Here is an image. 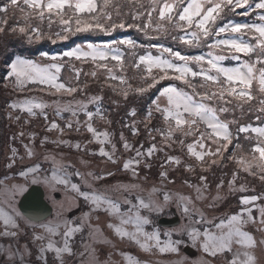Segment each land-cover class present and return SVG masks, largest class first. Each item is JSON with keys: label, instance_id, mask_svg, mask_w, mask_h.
I'll list each match as a JSON object with an SVG mask.
<instances>
[{"label": "snow or ice", "instance_id": "obj_1", "mask_svg": "<svg viewBox=\"0 0 264 264\" xmlns=\"http://www.w3.org/2000/svg\"><path fill=\"white\" fill-rule=\"evenodd\" d=\"M126 30L149 43L112 39L59 55L41 52L40 60L7 57L3 87L17 94L7 119L31 125L42 118L45 125L43 135L21 127L7 149L0 264H33L34 254L36 264H114L113 252L122 264H264V0L0 3V35L28 45ZM162 81L170 83L157 88ZM105 89L117 107L130 96L158 95L143 119L135 107L126 112L130 122L122 127L130 136L121 131L117 139L102 107ZM177 148L179 155L169 151ZM117 172L128 180H116ZM34 188L51 201V218L39 199L20 210ZM233 199L235 207L221 211ZM173 207L180 222L160 228L157 219ZM106 231L144 258L116 249ZM104 246L111 247L102 258ZM188 247L199 255L190 257Z\"/></svg>", "mask_w": 264, "mask_h": 264}, {"label": "rangeland", "instance_id": "obj_2", "mask_svg": "<svg viewBox=\"0 0 264 264\" xmlns=\"http://www.w3.org/2000/svg\"><path fill=\"white\" fill-rule=\"evenodd\" d=\"M3 0H0V3H2ZM236 20H248L250 18H242V17H234ZM123 38H132L135 39L138 43H149V41L145 40V38L142 36V34L135 32L134 30H126V31H119L116 33H113L112 36H105L103 34H78L76 36L70 37L67 41H62V42H57L56 44H52L50 41H42L39 44H34V45H28L26 42L8 35V36H3L0 35V174H2L5 169L3 167L4 161L6 158V154L10 155V153L7 151L8 147L10 145H13L12 141V136L14 133H18L21 130V127H23L26 131H36L43 135V127L45 125V122L43 119H37L32 122L31 125H22V124H17L10 122L7 119V111H8V103L12 102L13 100L17 99V94L11 93L10 90H7L3 87L4 80L3 77L7 73V65L5 63L6 59L8 56H12V58L15 57V55H22L26 58L34 59V60H40L41 52H47L50 56L51 55H59L62 54L65 51H69L72 48L76 46H81V47H86L89 43L93 44H103L108 42L109 40L112 39H123ZM164 43L172 46L174 49L177 48L178 46L173 43L171 40H166ZM182 52H188L190 54H201V53H206L208 50L206 48L204 49H187V48H179ZM155 54V50H153ZM226 64H232L234 65L236 62H225ZM85 70H87V65L84 66ZM67 75V73H65ZM170 82L169 81H162L160 85H157V88L167 86ZM179 84V82H175ZM99 92V88L97 85L92 84L91 86V93L92 94H97ZM158 95V92L156 89L152 90V92L144 97V98H133L129 97V101L125 103H121L119 107H117L115 104L112 103V99H118L114 97L113 93L105 89L104 91V102H103V109L105 110L106 114L109 116L110 119L113 120V124L111 125L110 130L116 134V137L118 139L119 133L123 131L126 136H130L128 130L126 128L122 127V122H130V117L126 115L127 111H130L133 107L137 109V119H143L144 115L146 114V110L148 105L150 104L151 99H154L155 96ZM46 99H50L48 97H45ZM156 119L153 120V124H156L159 126V114H155ZM254 122V121H253ZM103 127V125H100ZM141 132H144L143 125H140ZM54 135V134H50ZM85 137L88 136L87 133L84 134ZM68 138H71L73 141L77 139H81V137L76 134V133H71ZM146 139L145 135H142L140 137V140L143 142ZM191 138H189V141ZM24 143H27V140H24ZM14 146H16L18 149H20L21 152H23V147L21 144V140L17 138V140L14 142ZM51 147V145H49ZM90 147L92 148H97L98 145H91ZM145 147H147V144H145ZM172 154L174 155H179V149L175 150H169ZM161 157V160L163 158V154H159ZM160 161H157L156 164H154V167L152 169L151 175L155 179L156 173L158 172V164ZM97 163H99V160H97ZM103 167V165H101ZM108 167L112 168L113 171H115V167L109 165ZM12 173H10L11 175ZM177 175V183H176V188L179 189L181 188V183L179 179V173ZM221 173L217 171L216 176L219 177ZM210 180L213 179L211 174H209ZM116 180H122V181H127L128 177L125 176L123 173L117 172ZM116 180H110V183H115ZM214 187V184H213ZM184 191H187V189H184ZM47 196V195H46ZM62 196V194H61ZM45 201L48 203V201L45 198ZM49 204V203H48ZM51 207L53 209V205L50 201ZM228 207H235V200L233 199L230 203V205L225 206L221 209V211H227ZM55 212V209L53 211V214ZM77 213V212H76ZM75 213V215H76ZM79 214V213H78ZM71 215V214H70ZM177 218L178 221L180 222V216L179 213L175 211V208L167 210L163 215H161L157 219V225L162 228V229H169L173 227H162L159 225V220L162 218H166L168 220H173L174 218ZM51 218V217H49ZM178 222V223H179ZM177 223V224H178ZM175 224L174 227L177 225ZM106 234L109 236V238L113 241L115 244L116 249H119L120 251H126V252H131L134 255H139L142 259L144 258L143 254L138 251L134 246H130L126 243H121L118 239L112 236L110 231H106ZM24 241L22 240V243ZM0 243H4L3 239H0ZM111 246H104V255L102 258L107 256L108 251L110 250ZM35 253V249H33ZM186 253L190 257H195L198 256L199 253L195 250L192 249L191 247H188L185 249ZM33 264H36V256L35 254L30 258ZM112 259L114 261V264H122L121 257L113 252Z\"/></svg>", "mask_w": 264, "mask_h": 264}, {"label": "water", "instance_id": "obj_3", "mask_svg": "<svg viewBox=\"0 0 264 264\" xmlns=\"http://www.w3.org/2000/svg\"><path fill=\"white\" fill-rule=\"evenodd\" d=\"M45 194L43 193L41 188H34L31 195H29L27 197V199L23 200V203L20 205V210L21 211H25V210H30L31 209V205L32 203L36 200L39 199V201L42 204H46L47 205V211H45L43 213V215H48L49 217H51L52 214V208L50 206V204H48L45 201ZM160 226H164V227H174L175 224H177L179 221L178 219L175 217L173 220H168L166 218H162L161 220L158 221Z\"/></svg>", "mask_w": 264, "mask_h": 264}, {"label": "flooded vegetation", "instance_id": "obj_4", "mask_svg": "<svg viewBox=\"0 0 264 264\" xmlns=\"http://www.w3.org/2000/svg\"><path fill=\"white\" fill-rule=\"evenodd\" d=\"M44 197L46 198V200H47V201H48V203L50 204V201L48 200V198H47L46 194H45V196H44ZM53 211H54V208H53ZM78 213H79V212H77V213H76V215H79ZM51 215H53V214H51Z\"/></svg>", "mask_w": 264, "mask_h": 264}, {"label": "bare ground", "instance_id": "obj_5", "mask_svg": "<svg viewBox=\"0 0 264 264\" xmlns=\"http://www.w3.org/2000/svg\"><path fill=\"white\" fill-rule=\"evenodd\" d=\"M42 189V188H41ZM42 191H43V193H44V190L42 189ZM45 194V193H44ZM50 206H51V204H50ZM52 208V207H51ZM52 214H53V209H52Z\"/></svg>", "mask_w": 264, "mask_h": 264}]
</instances>
